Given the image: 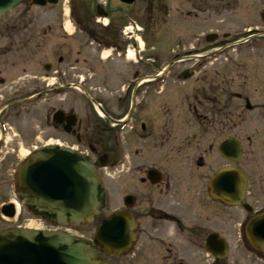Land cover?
<instances>
[{
    "label": "flooded vegetation",
    "instance_id": "obj_1",
    "mask_svg": "<svg viewBox=\"0 0 264 264\" xmlns=\"http://www.w3.org/2000/svg\"><path fill=\"white\" fill-rule=\"evenodd\" d=\"M34 8L0 21V197L29 154L69 147L101 178L113 169L112 211L133 220L129 249L99 252L104 264H264L247 234L264 211V0ZM158 40L163 61L147 53ZM29 42L51 52L50 75L3 77Z\"/></svg>",
    "mask_w": 264,
    "mask_h": 264
},
{
    "label": "water",
    "instance_id": "obj_2",
    "mask_svg": "<svg viewBox=\"0 0 264 264\" xmlns=\"http://www.w3.org/2000/svg\"><path fill=\"white\" fill-rule=\"evenodd\" d=\"M18 2L0 0V18L11 13ZM52 2L55 0H31V5ZM17 191L33 214L59 225L92 222L105 199L89 160L56 146L41 148L25 160L18 170ZM2 212L7 217L14 215L12 205L3 207ZM247 232L252 246L264 252V213L249 221ZM133 237L132 219L123 211L102 219L92 239L94 246L62 231L4 229L0 231V264H103L98 251H124Z\"/></svg>",
    "mask_w": 264,
    "mask_h": 264
},
{
    "label": "rangeland",
    "instance_id": "obj_3",
    "mask_svg": "<svg viewBox=\"0 0 264 264\" xmlns=\"http://www.w3.org/2000/svg\"><path fill=\"white\" fill-rule=\"evenodd\" d=\"M24 10H26L29 13V16H31L35 11H37L33 7L29 6V0H23V4L16 8V11H24ZM52 11L57 12L59 11V9L55 8V9H52ZM0 26H1V23H0ZM67 29L69 31L73 30L70 26H68ZM28 33H29L28 37L31 36L30 35L31 30H29ZM7 42H10V40ZM0 43H4V41L0 39ZM153 46L155 47L151 50V52L150 50H148L147 53H150V54L156 53L159 56V60H160L161 59L160 52H159L160 49L158 48L161 47V42L158 40L157 45H156L155 41H153ZM23 51H24L23 57L16 60L14 67L12 68V73L4 74L3 77L4 76L9 77V78H15L17 76L24 77L22 81L26 82L28 81L27 79L28 77H32V76L47 77L50 75L49 72H46L43 69V63L48 61L50 58L49 57L51 54L50 51H37V50L35 51L32 47V42H29L26 46L24 45ZM56 54H61V52H58ZM9 60H15V58L9 57ZM161 61L163 60L161 59ZM21 69H24V72L22 74H20ZM15 81L16 80H14L13 84H15ZM46 107H47L46 105H41L38 108V116L41 121L43 120V117L46 113ZM28 149L30 148L24 147V149L22 150L24 156L26 155ZM103 172L105 173H104L102 182H103V186H104L107 196L105 200V206L101 210L99 214V218H102L112 212V210L116 206V199H117V195L119 194V191L113 185V182L115 181L112 178L113 169H106V171L104 170ZM12 192L13 191H9L6 195H1L0 201L4 199H7L8 201L14 200V193ZM96 224H97V220H95L91 224H85L82 226L75 227V229H70V232L75 233L76 235H81L85 238L92 237L94 230L96 228ZM42 225H45L42 219L34 216L29 210H27V208L26 209L22 208L20 210V214L16 218H13V219L5 218L0 214V230L4 228H16L19 226L28 227V228H31V227L38 228V227H41Z\"/></svg>",
    "mask_w": 264,
    "mask_h": 264
}]
</instances>
